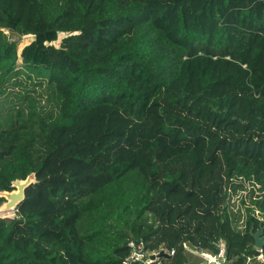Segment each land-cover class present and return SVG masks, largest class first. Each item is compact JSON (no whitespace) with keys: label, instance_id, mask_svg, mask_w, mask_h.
Instances as JSON below:
<instances>
[{"label":"trees","instance_id":"obj_1","mask_svg":"<svg viewBox=\"0 0 264 264\" xmlns=\"http://www.w3.org/2000/svg\"><path fill=\"white\" fill-rule=\"evenodd\" d=\"M1 98L0 264L264 258V0H0Z\"/></svg>","mask_w":264,"mask_h":264},{"label":"water","instance_id":"obj_2","mask_svg":"<svg viewBox=\"0 0 264 264\" xmlns=\"http://www.w3.org/2000/svg\"><path fill=\"white\" fill-rule=\"evenodd\" d=\"M37 182L36 174H31L26 180H17L13 182L12 187L13 191L11 192H0V199H5L6 203L3 205L2 208L6 211H17L18 206L25 200L26 190L33 184ZM251 236L254 239L255 248L258 251L264 250V227L259 229L256 232H251ZM198 254L206 255L213 260L216 259L217 254L212 251L211 249H201L197 250ZM169 254L165 252H161L158 256L152 255L150 258L151 260L163 259L168 258ZM248 261L245 262L247 264Z\"/></svg>","mask_w":264,"mask_h":264},{"label":"built area","instance_id":"obj_3","mask_svg":"<svg viewBox=\"0 0 264 264\" xmlns=\"http://www.w3.org/2000/svg\"><path fill=\"white\" fill-rule=\"evenodd\" d=\"M129 247L131 249V254L125 260L124 264H152L154 262L160 261V259H158V258L154 261L151 260L150 257L152 255L158 256L161 252L167 253L165 250H161V251H158V252L153 253V254H147L144 244L143 243H136L135 241H131L129 243ZM169 255L174 256L175 251H172ZM225 255H226L225 249L220 247V252L216 256V259L213 261L216 262L217 260H223L225 258ZM216 263L221 264V262H219V263L216 262Z\"/></svg>","mask_w":264,"mask_h":264},{"label":"rangeland","instance_id":"obj_4","mask_svg":"<svg viewBox=\"0 0 264 264\" xmlns=\"http://www.w3.org/2000/svg\"><path fill=\"white\" fill-rule=\"evenodd\" d=\"M32 41H33V38H30V37L23 38L22 41L20 42V45H19V51H21L26 45L30 44ZM59 44L60 43H56V46H59ZM19 91H21L20 88H14V89H12L11 95L8 96L9 97V100H11V99L14 98V95H12V94H16ZM0 101L2 103H4L3 101H5V98H1ZM5 203H6V200H5L4 203H2L0 205V211H1V208L3 207V205ZM0 215H2V216H0L1 218L14 219V218L17 217V211L14 210V211H11V212L0 213ZM257 262L258 263L254 262V261H249L248 264H264V259L263 258H260ZM189 264H207V262H203V263L195 262L194 259H192V258L189 257Z\"/></svg>","mask_w":264,"mask_h":264},{"label":"crops","instance_id":"obj_5","mask_svg":"<svg viewBox=\"0 0 264 264\" xmlns=\"http://www.w3.org/2000/svg\"><path fill=\"white\" fill-rule=\"evenodd\" d=\"M188 254H190V258L194 259L195 262H199V263L207 262V264H217L216 262H218V263L221 262V264H233L232 262H227L224 259L223 260H217L215 262V261H213V259L212 260L211 259H208L206 255H200V254H198V252H190L189 251ZM248 262H247V264H248Z\"/></svg>","mask_w":264,"mask_h":264},{"label":"bare ground","instance_id":"obj_6","mask_svg":"<svg viewBox=\"0 0 264 264\" xmlns=\"http://www.w3.org/2000/svg\"><path fill=\"white\" fill-rule=\"evenodd\" d=\"M6 212H11V211H6V210H4V208H1L0 213H6Z\"/></svg>","mask_w":264,"mask_h":264}]
</instances>
